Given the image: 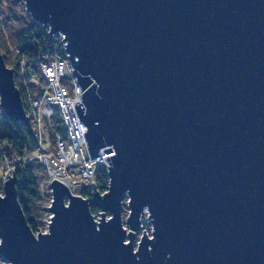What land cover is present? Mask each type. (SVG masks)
<instances>
[{
    "label": "water",
    "instance_id": "obj_1",
    "mask_svg": "<svg viewBox=\"0 0 264 264\" xmlns=\"http://www.w3.org/2000/svg\"><path fill=\"white\" fill-rule=\"evenodd\" d=\"M24 1L64 36L88 150L107 156L110 185L102 194L93 184L90 202L53 179L49 230L36 235L8 175L3 258L264 264V0ZM0 99L7 117L30 122L3 54ZM147 221L152 237L143 232L136 250Z\"/></svg>",
    "mask_w": 264,
    "mask_h": 264
},
{
    "label": "built area",
    "instance_id": "obj_2",
    "mask_svg": "<svg viewBox=\"0 0 264 264\" xmlns=\"http://www.w3.org/2000/svg\"><path fill=\"white\" fill-rule=\"evenodd\" d=\"M58 35L63 42L64 54L49 51L35 62L26 61V66L31 69L39 68L41 81L27 82L25 78L20 87L17 85L32 124L31 130L38 153L22 157L16 162L3 158L0 163V182L2 186L7 181V176H12L21 164L37 162L53 179L68 183L71 193L82 196L84 189L95 184L98 166H108V160L105 154L94 160L91 158L85 139L89 128L78 117L76 108V104L81 103L85 108L84 113L86 112L82 86L73 73V65L65 51L64 36ZM55 120H60L63 124L64 135L55 128ZM51 220L52 216L48 227Z\"/></svg>",
    "mask_w": 264,
    "mask_h": 264
},
{
    "label": "trees",
    "instance_id": "obj_3",
    "mask_svg": "<svg viewBox=\"0 0 264 264\" xmlns=\"http://www.w3.org/2000/svg\"><path fill=\"white\" fill-rule=\"evenodd\" d=\"M17 45L21 54L20 58H25L28 63L39 60L43 55H46V52L49 51H57L64 54L63 42L61 41L60 36L58 34L55 36L50 35L48 30H43V27L37 23H34L26 30V32H24L23 38L20 39ZM0 53H2L1 48ZM3 55L6 60L8 56L5 54ZM13 68L16 71V86L18 85V87H20L17 81V72L19 68L18 61L16 63V67H11V69ZM29 70H31V68L27 66L26 72L29 73ZM27 75L29 77L31 76V74ZM1 120L0 146L2 150L0 151V163L3 161V158L6 157L10 161L16 162L22 157L38 153L37 144L31 130V122L25 123L18 120H12L7 117L5 113L1 116ZM55 128L63 135L65 134V129L60 120H55ZM44 171L45 170L40 163L31 162L26 165L21 164L14 172L17 177V191L20 204L24 209L25 217L29 222L30 228L33 229L35 234L39 229L41 211L44 210L41 206L45 202L44 199L46 196L42 192V182L46 179ZM96 171L97 176L94 180L96 189L100 193L106 194L110 185L107 166L99 165ZM92 190L93 187L84 189L81 193L82 197L89 199L91 202ZM1 191L2 186L0 182V192ZM124 207L127 208V203L124 204ZM91 212L94 216L99 214V210L95 208L93 204L91 206Z\"/></svg>",
    "mask_w": 264,
    "mask_h": 264
},
{
    "label": "rangeland",
    "instance_id": "obj_4",
    "mask_svg": "<svg viewBox=\"0 0 264 264\" xmlns=\"http://www.w3.org/2000/svg\"><path fill=\"white\" fill-rule=\"evenodd\" d=\"M34 23L37 22L32 20L30 14L26 9L24 0H0V48L2 52L0 54H5L6 56H8L5 61H6V65H8L9 68L13 66L16 67V63L18 61L19 68L17 72V81L19 85L24 83L25 78L27 82H30L31 80H35V82L37 81V83H40L41 80L39 68L31 69L28 71L29 73L26 72L27 71V66L25 64L26 59L20 58L21 54L17 47L18 42L20 41L21 38H23L24 32H26V30ZM27 74H31V76L29 77ZM0 104H1V99H0ZM3 114L4 111L0 108V117L3 116ZM44 172L46 174V179L43 180L42 182L43 184L42 192L46 196L44 199L45 202L41 205L44 210L41 211L40 214L41 218L39 219L38 228L40 231L38 230L36 235L46 233L49 230L48 222L51 219V213L49 212V209L52 204L53 195L51 192L50 183L53 178L46 170ZM122 214H123V219L125 221L129 216L128 206L127 208L123 207ZM96 216H97L96 219L99 221L101 215L98 214ZM126 228L128 227L126 226ZM152 229H153L152 224H150L147 221L145 228L140 229V231L136 234L137 238L134 242V246L136 250L139 247L138 244L141 241L143 232H146V234L152 237ZM0 264H9L1 254H0Z\"/></svg>",
    "mask_w": 264,
    "mask_h": 264
},
{
    "label": "bare ground",
    "instance_id": "obj_5",
    "mask_svg": "<svg viewBox=\"0 0 264 264\" xmlns=\"http://www.w3.org/2000/svg\"><path fill=\"white\" fill-rule=\"evenodd\" d=\"M15 75H16V71H15ZM63 183H65V182H63ZM65 184L70 189V185L68 183H65Z\"/></svg>",
    "mask_w": 264,
    "mask_h": 264
}]
</instances>
